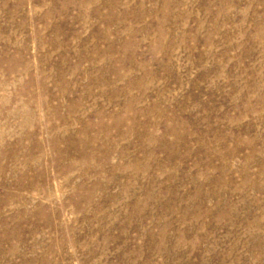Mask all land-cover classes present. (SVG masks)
<instances>
[{
  "label": "rangeland",
  "instance_id": "rangeland-1",
  "mask_svg": "<svg viewBox=\"0 0 264 264\" xmlns=\"http://www.w3.org/2000/svg\"><path fill=\"white\" fill-rule=\"evenodd\" d=\"M0 264H264V0H0Z\"/></svg>",
  "mask_w": 264,
  "mask_h": 264
}]
</instances>
